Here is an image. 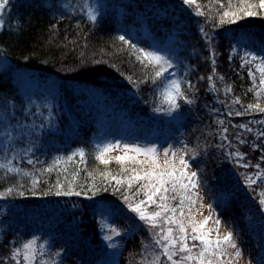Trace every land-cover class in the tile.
<instances>
[{
	"label": "trees",
	"instance_id": "obj_1",
	"mask_svg": "<svg viewBox=\"0 0 264 264\" xmlns=\"http://www.w3.org/2000/svg\"><path fill=\"white\" fill-rule=\"evenodd\" d=\"M116 1L135 12L133 19L125 20L136 25L137 35L113 13L98 15L92 20L87 13L58 5L56 0H8L1 14L0 63L5 60L7 65L0 68V115L6 113L18 120L27 107L21 95L23 81L14 75V70L33 81L58 85L61 99L69 108L66 111L60 107L62 112L55 128L62 132H58L59 137L53 139L46 152L41 149L46 136L57 132L50 123L38 119L36 113L30 117L41 120L40 125L38 121L30 126L31 120L26 119L29 126L19 128L23 135L7 148H0V154L7 153L9 157L14 151L15 156L10 158L14 161L12 169L18 165L25 167L21 176L17 171H9L10 167L0 168V264H30L24 258L23 245L38 231L43 237L51 232L44 231L43 219L52 215L53 224L60 222L64 217L60 206L64 202L79 204L76 209L71 208L67 217L68 220L78 218L79 225L85 226L83 232L89 235L97 233L92 231L95 221L90 223V218L94 215L92 208L98 203L123 205L146 199L143 192L137 194L132 190H139L147 181L128 188L126 183L117 185L111 177L126 181L132 174L126 169L135 167L143 175V171H148L147 166L116 160L104 164L97 159V147L87 141L92 126L83 121L82 108L77 112L76 95L72 98L77 86L93 85L115 99L113 104L130 113L133 121L143 123L146 118L153 119L150 106L164 101V80L171 78L172 70L157 79L156 69L140 58L139 49L159 50V44L143 35L144 26H152L164 41L174 28L180 29L185 46L181 55L196 69V75L206 69L212 74L217 96L223 102L221 122L217 124L218 129L226 130L228 142L225 140L223 144L236 159L237 177L248 198H252L250 203L263 207L260 201L264 199V112L260 109H264V89L254 63H246L239 54L232 53V45L242 32L264 30V10L256 9L261 14L245 16L235 23H220L223 11L229 10L228 4L231 2L235 7L240 0H196L191 5L184 0ZM250 2L258 4V0ZM198 10L203 14H197ZM120 36L127 42L121 41ZM257 104L259 108L255 107ZM26 128L34 129L30 140L25 134ZM73 133L84 137L71 139L68 147L55 142L64 134L69 138ZM81 144L85 148L83 157L73 154ZM9 189L13 191L9 193ZM69 191L81 194H65ZM41 206L44 214L36 222L29 214ZM260 225H264V213ZM40 246L36 249L34 264L45 263ZM17 249L20 255L13 258Z\"/></svg>",
	"mask_w": 264,
	"mask_h": 264
},
{
	"label": "rangeland",
	"instance_id": "obj_2",
	"mask_svg": "<svg viewBox=\"0 0 264 264\" xmlns=\"http://www.w3.org/2000/svg\"><path fill=\"white\" fill-rule=\"evenodd\" d=\"M56 1L58 5L81 10L89 16L97 17L113 13L117 19L125 21L123 23L125 27L129 26L133 32L136 31V25L125 20L133 19L135 12L116 0ZM119 1L125 2L126 0ZM0 20H2L1 14ZM151 28L144 26L143 35H147L146 38L152 43L159 44V50L156 52L168 58L172 64V68H170L172 76L168 81L164 80L163 92L172 80H176L181 84L184 98H178V107L174 109L170 108L165 99L161 103L151 105L150 111L153 112V119L146 118L145 122L137 123L130 118V113H126L123 108L114 105L115 99L103 93L101 89L93 85H79L75 89V93H72V98L76 95L77 112L82 108L83 121H86L87 124L90 122L92 126L87 141L97 147L95 150L97 157L109 145H119V147L105 154V159L108 160H116L115 157L125 155V146L156 148L157 159L162 167L174 165L177 175L184 170L189 174L196 172L195 179H197L199 187L191 188L190 186L187 190L181 189L176 192V199L167 201L171 206L177 207V218L182 220L188 228L189 246L197 245L192 249L191 254L197 256L203 248L199 241L191 239L193 223L199 226V223L205 218L211 217L212 219L203 229V231L212 230L209 238L213 241L217 238L216 229H218V235L221 238L231 232L238 249L242 252V256L237 261L234 259L235 250L223 245L227 249V254L220 258V264H228L230 259L233 264H264V225H260L264 204H262L263 207L258 206L257 208L254 203H250L252 198H248L245 188L242 187L243 185L237 177L236 159L224 146L225 140L228 142L226 130L217 128V124L219 125L221 122L223 102L217 96L216 83L212 74L206 69L205 72L196 75L194 72L196 69L187 63L186 57L181 55L185 46H183V38L180 36V29L174 28L168 39L164 41ZM232 53L239 54L244 62H253L259 71L258 65L264 66L261 64V60L264 58V30L261 33H240L232 45ZM253 57L256 59H252ZM4 61L0 63V68L7 65ZM13 73L23 81L21 95H23L27 107L19 114L18 120L13 115L2 114L3 118H0V148H7L10 144L15 143L18 136L23 135L24 132L21 133L19 128L29 126L25 123L26 119L31 120L30 126H35L38 121V125H40L41 120L38 119H44L57 132L56 135L48 134L46 136L41 146L44 153L59 137L58 132H62L59 128H55L59 124L57 119L62 112L60 107H65L67 111L69 106L62 101L60 89L55 83L33 81L28 75H22L16 70ZM259 73L261 78V72L259 71ZM196 76L198 77L196 78ZM262 88L264 89V85ZM126 90H130L129 87ZM32 113H36L38 119L30 117L33 115ZM27 128L25 134L30 140L34 129L31 128L28 131ZM36 133L39 136L38 130H35ZM83 137L82 134L73 133L68 138L64 134L60 141L55 142L62 147H68L71 145V139ZM84 150L85 148L81 144L75 148L73 154H79L81 151L84 153ZM166 151L169 153L167 156L165 155ZM172 153H175V158ZM13 154L14 151L11 155L13 156ZM128 155L137 156L140 161H151V157L137 155L134 152H130ZM11 157L7 153H1L0 164L13 168L14 161L10 160ZM181 158L187 162L186 169L180 163ZM166 161L167 164H165ZM144 165L147 166L148 171L152 170L150 163ZM24 168L19 165L15 167L19 170L20 176L24 174ZM156 171H160V169H156ZM140 174L142 173L140 172ZM138 191L137 189L132 190L136 193ZM168 195L171 196L173 193L170 191ZM185 195L190 196L191 200L184 199ZM181 200L185 206L183 217L179 216V201ZM129 203L136 202L129 201L123 205L118 202L98 203L96 207L92 208L94 215L90 218V223L95 221V228L92 231L96 230L97 233L88 235L83 232L85 226L79 225L78 218L74 217L68 220L67 217L71 208L76 209L74 207L79 204L64 202L60 206V211L64 215L60 219L61 221L53 224L54 217L52 215L44 217L43 225L45 227L43 229L46 232H51L43 237L38 234V231L28 242L35 241L33 249L35 253L41 245L42 255L45 257L44 264H152V261L157 257H159V264L170 263L163 254L161 246L155 242L159 239L160 228H153L149 223L141 220L137 213L129 209ZM43 210V206L38 207L29 216L31 215L37 222V219L44 214ZM157 210L156 205H147L149 213ZM166 215H171V213H166ZM29 216L27 219L30 218ZM217 220L219 224L216 223ZM161 226L165 229L170 226L174 229V235H179L176 224L168 225L161 220ZM48 227L53 229L50 230ZM111 227L117 228L120 235H113L110 232ZM108 235H113V239L106 240L105 237ZM40 240H42L41 243H39ZM186 255L188 253H178L174 259L180 260ZM211 259L216 264L217 257L213 256ZM184 264H198V262L195 260L184 261Z\"/></svg>",
	"mask_w": 264,
	"mask_h": 264
},
{
	"label": "snow or ice",
	"instance_id": "obj_3",
	"mask_svg": "<svg viewBox=\"0 0 264 264\" xmlns=\"http://www.w3.org/2000/svg\"><path fill=\"white\" fill-rule=\"evenodd\" d=\"M186 4H194L196 0H184ZM8 4V0H0V14L6 8ZM228 9L223 11L220 17V23H235L238 19H242L243 17H251L261 14V12L256 11V9L264 10V0H258L257 3H251L250 0H240L239 5L233 7L231 2L228 4ZM202 15L203 12L198 10V13ZM90 19L94 20L95 16L90 15ZM3 26V21L0 20V27ZM119 39L121 41H125L124 36H120ZM127 42V41H125ZM141 54L142 61H146L148 64L152 65L155 70V77L157 79L161 78L165 72H168L170 68H172V64L168 58L165 56L159 55L154 51H145L144 49L138 50ZM252 59H256L253 57ZM248 62V61H246ZM261 64L264 65V58L261 60ZM258 69L261 72L260 84L264 85V66L258 65ZM211 79V77H209ZM253 79L255 80V75L253 74ZM191 86V85H190ZM259 95V93H257ZM165 102L170 105V108L174 109L178 107L177 100L178 98H184V93L182 91L181 84L179 81L172 80L168 87L165 89L163 93ZM238 102V101H237ZM5 103L10 105V102L5 101ZM249 107H253L249 105ZM256 108H259V105H255ZM260 111L264 112V109H260ZM0 118H3L0 115ZM119 147V145H109L105 147L101 152L97 159L101 160L104 164H109L110 160L105 159V154L113 151L115 148ZM134 152L137 155H144L147 157H151L150 162L140 161L137 159V156H130L128 153ZM169 153L166 151L165 155L167 156ZM81 157L84 156L83 151L79 153ZM173 158H175V153H172ZM118 163H123L125 161H130L135 164L144 165L146 163H150V167L152 170L143 171V175L140 174L135 167L131 169H126V171H130L132 174L127 178V180H122L117 178L116 176H112L111 179L116 181L117 185L127 184L128 188H132L134 183H138L140 181H147L140 185L139 192H143L146 196V199H140L136 203H129L128 207L131 211L138 214L141 220L146 221L153 228H160L159 239L155 242L157 245L161 246L163 254L167 257L168 261L171 264H184V261H197L198 264H214L211 257H217L216 264H220V258L227 254V249L223 247V245H227L229 248L235 250L234 259L238 261V259L242 256V252L238 249V245L233 238V234L231 232L224 235L222 238L218 235L217 238L213 241L209 238L211 229L207 231H203L205 226L212 219L211 217L205 218L202 222L197 226L193 223L191 232L192 241H199L201 245H203L202 250L198 253L197 256H193L191 254L192 249L197 247L196 244L189 246L188 244V228L184 225L182 220L177 218V207L171 206L167 201L170 199H176V192L179 189L187 190L191 186V188H198L199 183L197 179V173L191 172L187 173L186 170L181 171L179 175H177V171L174 165H169L168 167H162L157 159V149L156 148H129L125 146V155L115 157ZM180 163L187 168V162L181 158ZM167 164V161L165 162ZM7 165L0 164V168H6ZM156 169H160V171H156ZM170 169V170H169ZM9 171H19L18 169L9 168ZM110 175V174H109ZM178 186V187H177ZM61 187H63L61 185ZM9 193L13 190L9 189ZM172 192L173 195L169 196L168 193ZM59 194V193H58ZM67 195H80V192L69 191L65 193ZM127 199V198H126ZM184 199L191 200V197L188 195L184 196ZM261 204H264V199L260 201ZM153 204L156 205L158 210L149 213L147 211V205ZM181 211L179 212V216H184L183 211V200L180 201ZM191 211V209H189ZM166 213H171V215H166ZM161 220L167 223L168 225L176 224L178 226L179 235H174V229L172 227H167L166 229L161 226ZM219 224V221H216ZM110 232L119 236L120 231L111 227ZM113 235H108L105 237L106 240H112ZM35 245V241L28 242L23 245V248L26 250L24 253L25 260H28L30 264H34V255L33 251ZM114 246V245H113ZM178 253H188V255L183 256L180 260L174 259ZM20 255V250L17 249L13 253V258ZM152 264H159V257H157ZM228 264H233L232 259L228 261Z\"/></svg>",
	"mask_w": 264,
	"mask_h": 264
},
{
	"label": "bare ground",
	"instance_id": "obj_4",
	"mask_svg": "<svg viewBox=\"0 0 264 264\" xmlns=\"http://www.w3.org/2000/svg\"><path fill=\"white\" fill-rule=\"evenodd\" d=\"M134 33H135V35H137V31H135Z\"/></svg>",
	"mask_w": 264,
	"mask_h": 264
}]
</instances>
